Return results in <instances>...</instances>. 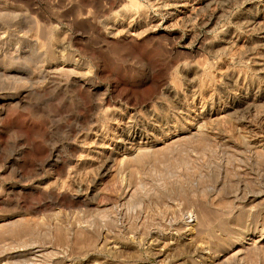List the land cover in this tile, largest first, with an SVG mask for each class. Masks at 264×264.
<instances>
[{"label": "rangeland", "instance_id": "1", "mask_svg": "<svg viewBox=\"0 0 264 264\" xmlns=\"http://www.w3.org/2000/svg\"><path fill=\"white\" fill-rule=\"evenodd\" d=\"M211 1L0 0V264H264V0Z\"/></svg>", "mask_w": 264, "mask_h": 264}, {"label": "bare ground", "instance_id": "2", "mask_svg": "<svg viewBox=\"0 0 264 264\" xmlns=\"http://www.w3.org/2000/svg\"><path fill=\"white\" fill-rule=\"evenodd\" d=\"M212 1H216V0H212ZM212 1H211V2H212ZM219 1H223V0H219ZM228 1H229V0H228ZM206 2H207V1H206ZM211 2H210V3H211ZM218 3H219V2H218ZM221 3H222V2H221ZM221 3H219V4L221 5ZM224 3L227 4V2H224ZM224 3H223V4H224ZM211 4H212V3H211ZM226 4H225V5H226ZM209 5H210V4H209ZM225 5H223V6H225ZM125 10H126V9H125ZM125 10H124V12L122 11L123 13H122V12H121V13L119 12L120 14H122V15L124 16V19H125V17H126L125 15L127 14V10H126V12H125ZM128 15H131V14H128ZM253 15H255V14H253ZM121 17H122V16H121ZM253 17H254V16H253ZM261 17H262V16H261ZM127 18H129V16H128ZM238 18H239V17H238ZM257 18H258V17H257ZM257 18H256V19H257ZM115 19H116V18H115ZM115 19H114V21H115ZM122 19H123V17H122ZM124 19H123V20H124ZM239 19H240V18H239ZM239 19H238V20H239ZM244 19H245V18H244ZM244 19H242L241 21L243 22ZM252 19H253V18H252ZM258 19H259V18H258ZM112 20H113V19H112ZM119 20H120V19H119ZM253 20H254V19H253ZM120 21H122V20H120ZM213 21H214V20H213ZM239 21H240V20H239ZM246 21H248V18H247ZM257 21H258V20H257ZM117 22H118V21H117ZM248 22H249V21H248ZM248 22H247V23H248ZM254 22H255V20H254ZM109 23H110V22H109ZM109 23H108V24H109ZM112 23H113V22H112ZM214 23H215V22H214ZM214 23H213V24H214ZM244 23H246V22H244ZM258 23H259V22H258ZM216 24H217V23H216ZM248 24H249V23H248ZM250 24H251V22H250ZM110 25H111V24H110ZM110 25H109V27H112V28H113V26H116L117 24L115 25V23H114L113 26H110ZM241 25H243V24H241ZM263 25H264V24H263ZM244 26H245V25H244ZM251 26H252V25H251ZM116 27H117V26H116ZM212 27H213V26H212ZM245 28L247 29L248 27L245 26ZM249 28H250V26H249ZM255 28H256V27H255ZM224 29H225V28H224ZM260 29H261V28H260ZM111 30H112V29H111ZM111 30H109V31H111ZM222 31H224V30H222ZM225 31H226V30H225ZM220 33H221V32H220ZM220 33H219V35H220ZM223 33H225V32H223ZM261 34H262V33H261ZM227 35H228V34H227ZM220 36H221V35H220ZM223 37H224V36H223ZM223 37H222V38H223ZM233 38H234V37H233ZM218 39H219V36H218ZM226 39H228L227 36H226ZM229 39L232 40V38H230V37H229ZM220 40H222V39L220 38ZM234 40H235V39H234ZM234 40H232V41L234 42ZM224 41L226 42V40H224ZM228 41H229V40H228ZM217 42H218V41H217ZM219 42H220V41H219ZM228 43L231 44V42H228ZM235 43H236V42H235ZM215 44H216V43H215ZM217 44H218V43H217ZM217 44H216V46H217ZM221 45H223V44L221 43ZM206 47H207V46H206ZM218 47H219V45H218ZM218 47H217V48H218ZM209 48H210V47H209ZM217 48H216V49H217ZM260 63H261V62H260ZM262 64H263V63H262ZM262 64H260V65H262ZM188 67H189V66H188ZM188 67H186V68H188ZM192 67H194V69H195L196 66H191V68H192ZM198 68H199V67H198ZM263 68H264V67H263ZM14 69H15V68H14ZM200 69H201V68H200ZM188 70H189V69H186V71H188ZM196 70H197V68H196ZM196 70H195V71H196ZM263 70H264V69H263ZM184 71H185V70H184ZM195 71H194V72H195ZM198 71H199V70H198ZM182 72H183V70H182ZM194 72H192V73H194ZM263 72H264V71H263ZM2 73H4V72H2ZM185 73H186V72H185ZM190 73H191V71H190ZM186 74H187V73H186ZM1 75H2V74H1ZM191 75H192V74H191ZM191 75L188 76V79H191ZM194 75L197 76L198 74L195 73ZM194 75H192V76H194ZM16 77H17V76H16ZM29 77H30V76H29ZM2 78H3V77H2ZM2 78H1V79H2ZM27 78H28V77H27ZM193 78H194V77H193ZM260 78H261V77H260ZM13 79H14V78H13ZM262 79H263V78H262ZM192 80H193V79H192ZM192 80H190V81H192ZM10 81H11V79H10ZM14 81H15V80H14ZM28 81H30V80H28ZM192 82H193V81H192ZM263 86H264V85H263ZM172 91H173V90H172ZM257 91H258V90H257ZM256 93H257V92H256ZM261 93H262V91H261ZM262 94H263V93H262ZM174 95H175V94H174ZM254 95H255V94H254ZM259 95H260V94H258V96H259ZM179 96H180V95H179ZM255 98H256V97H255ZM259 98H260V97H259ZM246 99H248V98H246ZM249 99H250V98H249ZM244 100H245V99H244ZM254 100H256V99H254ZM241 101H242V97H241ZM249 101H252V100H249ZM259 101H260V102L264 101V95L261 96V98L259 99ZM260 102H255V101H252V102H246V103H245V108H243V109H244V111H246V112H247V111H248V112L251 111V112H253V113H254V112L256 113V112L258 111V107H259V105H260ZM262 103H263V102H262ZM263 104H264V103H263ZM235 107H236V106H235ZM260 107H261V106H260ZM232 108H233V107H232ZM262 108H263V107H262ZM233 109H235V108H233ZM259 109H260V108H259ZM261 110H262V109H261ZM231 111H232V110H231ZM259 111H260V110H259ZM232 112L235 113L234 111H232ZM248 112H247V113H248ZM242 113H243V112H242ZM248 114H249V113H248ZM251 114H252V113H251ZM251 114H249V115H251ZM261 115H262V114H261ZM253 116H254V115H253ZM256 116H257V115H256ZM236 117H237V115H236ZM162 122H163V121H162ZM164 122H165V121H164ZM131 129H132V128H131ZM153 130H154V129H153ZM128 132H129V131H128ZM124 133H125V132H124ZM128 134H129V133H128ZM139 135H140V134H139ZM126 137H127V136H126ZM132 138H134V137H132ZM126 140H127V139H126ZM133 140H134V139H132V141H133ZM123 142H124V140H123ZM126 142H127V141H126ZM128 142H129V143L131 142V138H129V141H128ZM128 146H129V145H128ZM125 148H126V147H125ZM112 159H113V158H112ZM110 160H111V159H110ZM110 160H109V161H110ZM102 168H103V167H102ZM106 176H107V175H106ZM246 237H247V236H246ZM246 237H245V236L240 237V238L237 240L238 242L236 243V246L242 244V242H245V241L247 240ZM248 242H249V241H248ZM27 247H28V246H27ZM23 248H24V247H23ZM24 252H25V251H24ZM36 253H37V252H36ZM39 253H40V252H39ZM16 254H17V253H16ZM31 258H32V257H31Z\"/></svg>", "mask_w": 264, "mask_h": 264}]
</instances>
